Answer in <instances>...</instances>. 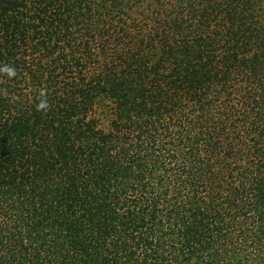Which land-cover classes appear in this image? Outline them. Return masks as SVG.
I'll return each instance as SVG.
<instances>
[{
    "label": "trees",
    "instance_id": "trees-1",
    "mask_svg": "<svg viewBox=\"0 0 264 264\" xmlns=\"http://www.w3.org/2000/svg\"><path fill=\"white\" fill-rule=\"evenodd\" d=\"M0 264H264V0H0Z\"/></svg>",
    "mask_w": 264,
    "mask_h": 264
},
{
    "label": "clouds",
    "instance_id": "clouds-1",
    "mask_svg": "<svg viewBox=\"0 0 264 264\" xmlns=\"http://www.w3.org/2000/svg\"><path fill=\"white\" fill-rule=\"evenodd\" d=\"M42 107L44 106V105H41Z\"/></svg>",
    "mask_w": 264,
    "mask_h": 264
}]
</instances>
